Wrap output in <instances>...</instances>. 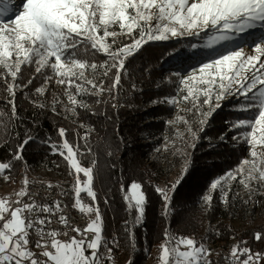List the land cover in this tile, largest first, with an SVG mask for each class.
<instances>
[{"label": "snow or ice", "instance_id": "1", "mask_svg": "<svg viewBox=\"0 0 264 264\" xmlns=\"http://www.w3.org/2000/svg\"><path fill=\"white\" fill-rule=\"evenodd\" d=\"M257 27H264V0H21L20 5H15L14 0H0V81L13 97L9 101L13 113L16 89L31 85L36 75L44 78V85L35 90L39 96H45L46 85L55 80L56 84L64 86L68 101L61 106L67 112L76 113L77 109L89 107L82 96L102 98L106 92L118 91L127 72V58L149 41L200 37L203 33L208 35L204 47L212 48ZM120 37H127L131 42L123 43ZM98 53L106 59L98 62ZM32 68L36 75L30 74L26 83H18L24 79L25 69ZM106 79H110L111 84L106 85ZM180 84L183 86L180 93L186 94L179 100L169 97L154 103H190L205 118L200 124H204L214 110L210 103L213 97L217 102L215 107H220L219 101L234 94L233 90L251 101L243 110L256 109L252 118L233 124L245 129L241 136L249 147L250 158L243 159L236 169L215 179L203 196L205 204L210 206L212 192L219 187L221 199L227 203L228 193L224 189L238 179L251 199L253 194L264 189V39L250 51L238 47L203 63L180 78ZM201 96L204 97L202 102ZM103 102V99L96 100V103ZM52 103L55 112L56 105L61 104L59 95L53 96ZM202 105L209 106L207 112L200 111ZM182 110L191 111L190 108ZM177 119L183 120V117ZM58 135L63 143L52 144V150L67 161L69 174L75 173L71 207L87 216L88 222L84 228L74 224L65 212L68 205L62 208L59 200L52 204L37 201L35 194L29 193L32 181L25 176L23 187L14 193L16 200L0 198V264H105L114 259L109 244L118 247V240L109 241L103 236V216L94 190L96 161L93 160L90 167L82 166L79 158L86 153L68 141L67 129L59 128ZM81 138L87 141V136ZM30 139L18 145L14 159H22L20 153ZM233 139L238 138L234 136ZM88 154H91L90 148ZM11 169L10 162H0V176L5 181L10 179L6 173ZM81 173L86 179L81 180ZM47 187L51 189L54 185L49 183ZM175 187L173 184L171 189H155L165 201V215L171 201L168 193ZM121 189L129 209L134 208L137 213L134 226L141 224L146 205L142 185L133 181L126 189L123 185ZM82 193L90 198V204L84 202ZM59 195H67V192L61 189ZM54 222L61 227H50ZM69 232L75 235L69 236ZM33 234L37 239H32ZM61 236L67 239L61 240ZM254 238L259 241L264 235L257 232ZM240 244L231 248L229 264H260L264 259V254L252 253ZM159 247L158 264H211L208 259L211 249L190 237L165 230L164 241ZM242 256L246 258L241 259Z\"/></svg>", "mask_w": 264, "mask_h": 264}, {"label": "trees", "instance_id": "2", "mask_svg": "<svg viewBox=\"0 0 264 264\" xmlns=\"http://www.w3.org/2000/svg\"><path fill=\"white\" fill-rule=\"evenodd\" d=\"M205 41V36L149 41L127 58V72L118 91L106 92L102 98L82 96L89 107L87 110L77 109L76 113L67 112L61 106L67 105L68 101L63 85L62 93L58 87L52 90L55 80L46 85L48 91L45 96L36 93V88L44 85V78L36 75L34 68L25 69L24 79L18 81L26 83L30 74L36 75L31 85L16 89L15 113L12 103H9L13 97L0 81V162L12 164V169L6 173L10 177L7 182L26 167L54 175L62 184L72 187L73 172L69 174L67 161L58 152L54 153L51 147L52 144L63 143L58 135V129L62 127L67 129L68 141L86 153L79 158L82 166L90 167L92 161H96L94 190L103 216V236L109 241L118 240V247L109 244L113 248L114 259L146 264L153 249L164 240L165 230L192 237L205 245L226 244L234 239L236 244L247 242L240 244L241 247L256 250L254 245L258 244L264 249V239L257 241L254 238L257 232L264 235V224L239 234L230 225L243 218L247 209L241 199L238 179L231 182L230 188L224 189L228 193L227 203L222 201L219 187L212 192L210 206L203 201L215 179L236 169L243 159L250 158L249 147L241 136L245 129L233 126L234 122L250 119L256 114V109L243 110L251 103L245 97L211 114L206 128L196 133L191 147L187 144L193 136L187 133L180 141H174L177 143L171 142L175 155L170 161L169 173L183 163L185 168L173 183L167 185L171 189L176 184L174 191H169L171 201L167 215L164 212L165 201L155 191L163 178L155 156L174 132L171 121L176 115L184 114L182 109L187 108L188 103L180 102L182 109L177 110L176 104L154 101L169 97L179 100L185 94L180 93V78L215 58L204 47ZM96 59L99 62L106 57L98 53ZM8 80L11 83V77ZM111 82L106 79V85ZM54 95H59L61 101L55 112ZM97 99L104 102L96 103ZM81 124L85 127H80ZM84 136H87V141L81 138ZM234 136L238 139H233ZM28 137L31 139L20 153L22 159H14L18 145ZM89 148L91 154H88ZM133 181L139 182L146 194L143 221L135 226L137 213L134 208L129 209L121 189L122 185L126 189ZM82 194L86 196V193ZM85 202L90 204V198L86 197ZM263 249L261 254H264ZM224 258L220 253L216 264H224ZM262 261L264 264V259Z\"/></svg>", "mask_w": 264, "mask_h": 264}, {"label": "rangeland", "instance_id": "3", "mask_svg": "<svg viewBox=\"0 0 264 264\" xmlns=\"http://www.w3.org/2000/svg\"><path fill=\"white\" fill-rule=\"evenodd\" d=\"M14 4L20 5L21 0H14ZM201 36H205L206 40L208 39V35L201 33ZM188 37H192V36H184L181 38H188ZM109 39H111V38H109ZM119 39L123 43H126V42L130 43L131 42L127 37H120ZM262 39H264V27H257L254 29H249L245 33H242L238 36H235V38L232 41H223L219 44H215L212 48H208V50L212 52L211 56L217 58L219 55L224 54L230 50H234L238 47H244L246 50L250 51L251 48L255 44L260 43ZM177 40L178 39H171L168 41H177ZM194 60L196 61V58ZM194 60H193V62H194ZM192 72H190L189 74H191ZM188 75H186V76H188ZM186 76H184V77H186ZM52 85H53L52 90H54L55 87H58L60 89L59 92L62 93V91H63L62 85L56 84L55 81L52 83ZM181 87H183V86L181 85ZM233 92H234V94L227 95L226 98L221 99L219 101L220 107H215L217 102H216L215 98L213 97V99L210 101V103L214 109L212 111V114L221 110L222 107L225 106L226 104H231V103H233V102H235V101H237L243 97V96L239 95V93H236L235 90H233ZM203 99H204V97L201 96L200 101L202 102ZM175 108L177 110L182 109V105L180 103H177L175 105ZM187 108H190L191 111H184V114L176 115L175 118L171 121V124L174 128V132L171 135L170 139L167 138L164 141L165 143L159 149V154L157 156H155L154 160L160 164V172L159 173H161L163 176L162 181L158 184V187H160V188H167V185L173 183L174 180L183 173L184 168H185V163H183L180 167L177 166L176 169L172 173H169V168L171 166L170 161L173 160V157L175 155V150H173V151L171 150L172 143H177L174 141H180L181 138L186 137L185 134L187 133V134L193 136V139L187 144L189 147H191L193 145V140L195 138L196 133H198L199 131L206 128L208 120L210 118V116L207 117L205 120V123L200 124V120L205 119V118L200 116V114H199V112H197L196 108L192 107V104L188 103ZM208 108H209L208 105H202V107L200 108V111L207 112ZM178 116L183 117V120H178L177 119ZM185 120L188 122L187 124L184 123ZM189 128H191L193 131L189 132V130H188ZM193 133L195 135H193ZM248 152H249V148H248ZM24 168L25 167H23L19 171V173H21ZM74 176H75V173L73 171V176L71 179L72 185L74 183ZM41 177L44 179H48V180H54V179L57 180V178L54 175L49 176L47 173H45L44 176L41 175ZM49 178H51V179H49ZM80 178H81V180L86 179L85 177H83L82 173L80 174ZM15 179H16V177L13 180L7 182V181H5L3 176H0V198L10 197L11 200L13 199V197L15 196L14 193L19 191L17 189L16 190L11 189V184H12V182L15 181ZM240 187H241V190H240L241 199L243 200L244 205L247 207V209H246V213L243 216V218H241V219L239 218V220H235V221L230 223V225L232 226V228L234 229L236 234H239L242 231H248L252 227H256V226H260V225L264 224V205H263L264 204V189H261V191L259 193L253 194L252 198L249 199V192L247 190H245L242 185ZM168 195H169V193H168ZM93 218H94V215H93ZM190 238H192V237H190ZM163 241L158 245V247L153 249V251L151 252V257L148 259L146 264H158V256L160 253V247L159 246L163 243ZM235 241L236 240L231 239L226 244H219V245H215V246L214 245H206L207 248L211 249V255L208 257V259L211 261V264H216L215 261H217L218 255L220 253H223L225 256V258H224L225 263L224 264H229V262L232 259L231 255H230V250L233 246L237 245ZM254 247L256 248V250H261L259 253L262 252L263 247L261 248L260 245L255 244ZM181 250H184L183 246L181 247ZM256 250L251 249L252 253H256L255 252ZM263 251H264V249H263ZM244 258H246V257H243V256L241 257V259H244ZM262 260L260 261V264L263 263ZM128 261L129 260L124 261V260H120V259H113L112 261H105V264H127Z\"/></svg>", "mask_w": 264, "mask_h": 264}, {"label": "built area", "instance_id": "4", "mask_svg": "<svg viewBox=\"0 0 264 264\" xmlns=\"http://www.w3.org/2000/svg\"><path fill=\"white\" fill-rule=\"evenodd\" d=\"M41 175H45L43 171H34L30 170L28 168H24L21 173H19L15 179L14 182L11 184V189L13 190H20L23 187L22 180L26 176L29 181H32V183L29 184V193L35 194L34 198L39 201L40 203H47L52 204L54 201L59 200L61 201V207L63 208L65 204L68 205V208L65 209L66 214L73 220L74 224L79 225L81 228H84L86 226V223L88 222L87 216H82L81 213H79L76 209H73L71 207L74 197V193L72 191V187L59 181L58 179L54 180H48L41 177ZM51 179V178H49ZM51 183L54 185L51 189H48L47 185ZM58 185L59 187H56ZM10 189V190H11ZM61 189H64L67 192V195H59ZM15 195V194H14ZM82 197H84V202L86 201V197L83 194H81ZM17 197H13V201L16 200ZM25 201H28V198H24ZM56 217H53V220L55 221ZM52 228H60L61 226L57 223H53L50 225ZM61 231L63 229L61 228ZM75 235V233L69 232V236ZM91 236V234H88ZM61 240L67 239L65 236L59 237ZM79 238V237H78ZM32 239L35 240L37 237L33 234ZM36 250V249H34ZM38 251V250H36Z\"/></svg>", "mask_w": 264, "mask_h": 264}]
</instances>
